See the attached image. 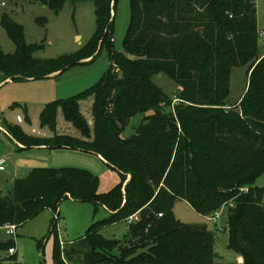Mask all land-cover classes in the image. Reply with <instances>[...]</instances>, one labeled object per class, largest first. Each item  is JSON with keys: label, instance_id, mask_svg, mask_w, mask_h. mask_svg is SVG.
<instances>
[{"label": "trees", "instance_id": "obj_1", "mask_svg": "<svg viewBox=\"0 0 264 264\" xmlns=\"http://www.w3.org/2000/svg\"><path fill=\"white\" fill-rule=\"evenodd\" d=\"M4 1L41 4L58 13L68 0ZM73 1L93 2L97 17L95 36L73 57L35 59L40 47L28 45L23 27L4 14L2 26L16 51L6 55L0 45L2 82L62 75L94 63L104 52L111 70L85 93L43 110L41 124L55 133L52 138L38 142L11 126L7 132L27 149L101 156L122 183L100 194V180L87 170L35 169L0 197V229L20 227L45 209L58 215L61 204L71 199L112 214L82 239L83 253L63 251L58 240L55 264L77 255L83 256L81 264H231L218 262L214 234L206 226L176 219L174 206L184 200L205 217L223 212L229 249L243 258L241 264H264V189L254 187L264 174V59L257 63V0H131L124 53L114 47L118 0ZM248 65V90L233 110L227 102L232 71ZM161 73L181 88L175 95L179 105L172 106L171 97L153 82ZM86 100L92 101V125L81 111ZM60 111L76 135L57 132ZM139 115L143 123L124 138ZM136 215L139 220L130 224V236L122 243L99 234L102 227ZM56 231L53 224L50 233ZM14 244L0 243V250L8 252ZM116 247L120 257L111 255Z\"/></svg>", "mask_w": 264, "mask_h": 264}, {"label": "rangeland", "instance_id": "obj_2", "mask_svg": "<svg viewBox=\"0 0 264 264\" xmlns=\"http://www.w3.org/2000/svg\"><path fill=\"white\" fill-rule=\"evenodd\" d=\"M130 4L131 0H118L114 14V47L119 53H124V41L131 23ZM256 8L258 28L262 33L264 0H257ZM4 14H8L23 27L28 45L40 47L34 58L43 61L77 55L89 44L97 31L96 7L91 1L68 0L63 9L56 13L41 4L0 0V45L6 55H13L16 47L2 26ZM263 59L264 36L260 35L257 63ZM111 66L112 62L104 52L94 63L78 65L52 78L15 81L9 79L2 82L3 78L0 77V162H4L0 166V197L11 192L16 180L28 178L33 170L40 168L90 171L100 180V194H107L122 183L120 175L95 154L70 149L47 150L39 146L27 149L7 132L8 126H11L20 130L25 137L38 142L43 137L52 138L55 133L41 124L43 110L53 102L85 93L101 81L111 70ZM249 69L250 65L234 68L232 71L227 102L233 106V110L239 109L238 106L248 90ZM153 82L171 97L172 106L179 105L181 101L175 100V95L181 92V88L174 81L161 73L153 77ZM170 110L173 107L167 109ZM81 111L92 125V101H82ZM143 121L142 115L133 118L123 137L131 138ZM57 132L71 136L77 134L72 125L66 123L61 111L57 119ZM254 187L264 189V174L258 177ZM174 215L183 224L206 226L214 234V251L218 262L243 263V258L229 249L227 217L223 212L205 217L198 214L186 201L179 200L174 206ZM110 217L105 207L66 200L60 206L59 218L56 219L51 210L45 209L18 227L15 241L6 235L4 229H0V243L13 240L17 249L15 256L9 255L6 250H0V264H55L54 250L58 240L63 251L74 248L83 253L87 248L82 239L95 226ZM53 224L57 225V231L51 234ZM99 234L106 241L122 243L130 236V224L121 222L104 226ZM135 244L138 242L135 241ZM111 255L120 257V249L114 248ZM82 261L83 256L77 255L67 260V264H81Z\"/></svg>", "mask_w": 264, "mask_h": 264}, {"label": "built area", "instance_id": "obj_3", "mask_svg": "<svg viewBox=\"0 0 264 264\" xmlns=\"http://www.w3.org/2000/svg\"><path fill=\"white\" fill-rule=\"evenodd\" d=\"M261 36L263 37L264 36V32L260 33ZM4 162H0V166L3 164ZM56 219L58 218L57 216H55ZM160 217H162V215H160ZM139 220V217L138 215L130 218L128 221L130 223H133V222H137ZM4 230L6 231V235L10 238H12L14 241L16 240V237H17V230H18V227L16 225H10V226H7L4 228ZM17 253V249L16 247L14 248H11L9 251H8V254L11 255V256H15V254Z\"/></svg>", "mask_w": 264, "mask_h": 264}, {"label": "crops", "instance_id": "obj_4", "mask_svg": "<svg viewBox=\"0 0 264 264\" xmlns=\"http://www.w3.org/2000/svg\"><path fill=\"white\" fill-rule=\"evenodd\" d=\"M57 76V74L56 75H53V76H51V78L52 77H56ZM8 82H11V81H8ZM2 85V84H1ZM243 97V96H242ZM240 101V100H239ZM48 150V149H47ZM99 158H100V160L106 165V162H105V160L101 157V156H98ZM90 172V171H89ZM92 173V172H91ZM93 174V173H92ZM94 175V174H93ZM95 176V175H94ZM68 200H70V201H74V200H71V199H68ZM66 201V200H65ZM75 202V201H74ZM107 210V209H106ZM108 211V213H109V215H111L112 213L109 211V210H107ZM54 214V213H53ZM55 215V214H54ZM58 215H59V213H58ZM58 215H55V216H57L58 217ZM128 223L129 224H131L129 221H128Z\"/></svg>", "mask_w": 264, "mask_h": 264}]
</instances>
